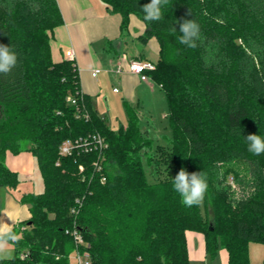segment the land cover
Returning a JSON list of instances; mask_svg holds the SVG:
<instances>
[{
    "label": "trees",
    "instance_id": "1",
    "mask_svg": "<svg viewBox=\"0 0 264 264\" xmlns=\"http://www.w3.org/2000/svg\"><path fill=\"white\" fill-rule=\"evenodd\" d=\"M101 1L122 17V33L133 15L146 26L140 42L157 40L159 58L146 74L166 97L172 136L168 146H156L127 102L126 126L115 130L97 114L76 62L52 58L54 31L64 24L57 0H0V45L17 57L10 72L0 73V188L20 184L6 165L8 153H32L44 184L41 194L23 197L31 218L13 229L21 238L9 242L14 255L0 264H73V230L88 244L92 264H190L188 231L204 233L207 256L221 247L227 264H252L248 244L264 243V201H242L233 211L221 196L234 165L264 167V153L253 154L246 141L257 134L252 103L264 102V0H168L160 21L144 19L150 0ZM184 20L200 27L195 48L179 42ZM252 24L259 27L253 33ZM239 39L251 53L236 55ZM68 97L84 104L90 119H78ZM95 133L108 144L105 183L93 166L97 152L59 155L65 140ZM159 151L173 177L150 183L145 168L159 170ZM219 162L227 165L222 175ZM181 168L206 176L205 216L173 190Z\"/></svg>",
    "mask_w": 264,
    "mask_h": 264
},
{
    "label": "crops",
    "instance_id": "2",
    "mask_svg": "<svg viewBox=\"0 0 264 264\" xmlns=\"http://www.w3.org/2000/svg\"><path fill=\"white\" fill-rule=\"evenodd\" d=\"M57 1L64 24L54 31V39L51 41L52 58L54 62L69 60L66 53H74L82 92L90 99L92 106L103 94L100 76L104 75V80L110 77L114 83L111 94H122L124 102L137 110L140 121L144 118V115L141 116V109L148 108V100L157 101L162 110H167L166 97L150 75L146 81H142L139 76L130 72V65L135 60L156 63L153 58L157 61L159 58L160 47L156 39H151L147 44L139 40L146 31V26L140 19L132 15L128 29L122 33V17L113 14L101 0ZM94 70H100L97 77L92 76ZM105 101L108 104V99ZM164 117H168V111H164ZM147 122L152 124L148 119ZM150 133L152 135V130ZM36 164L37 160L30 152L19 155L8 153L6 156V165L20 179L16 189L3 188V198H0V221L8 223L12 230L31 218V205L23 203V197L44 191V184L42 192L36 191V185L32 187L30 184L35 179ZM191 249L200 258L207 257L205 242L201 238L190 242V251Z\"/></svg>",
    "mask_w": 264,
    "mask_h": 264
},
{
    "label": "rangeland",
    "instance_id": "3",
    "mask_svg": "<svg viewBox=\"0 0 264 264\" xmlns=\"http://www.w3.org/2000/svg\"><path fill=\"white\" fill-rule=\"evenodd\" d=\"M252 25L254 27V30L252 31L253 33L254 31L256 32L259 27L256 24ZM236 43L238 47V49H236L235 51L236 55L237 50L238 54L240 55L242 54L241 52L251 53L250 48L246 43H244L240 39L237 40ZM153 62H157L155 57L153 58ZM103 77L104 75L100 76V80L102 81L103 94L98 98V100L94 101L93 107H95L94 110L97 112V114L102 119H105L107 125L116 130L120 125H127L128 123L124 107V100L122 94H114V96L111 94L114 83L110 77H107L106 80H104ZM105 99H108V104L106 103ZM166 105L167 104L165 103V108L168 107V105L167 107ZM147 107V109H141V116L143 117L144 115V118H142L143 121H140L141 126L142 128L147 127L148 131L152 130V136L155 138V145H160V147L164 148L168 146V137L172 136L169 118L164 117V111H168V108L167 110H162L160 105L157 103V101L155 102V100H148ZM147 119L150 120L152 124H148ZM251 121L252 127L257 135H260L262 138H264V102L256 100L254 101V103H252ZM185 139L186 138H182V143L185 141ZM155 155L156 158L159 159V170L157 169L156 171L155 164L150 168L145 165L146 174L150 183H156L159 180L171 178V176L173 177L172 170L166 171V166L163 165V156H160V151ZM255 165L256 167L246 169L234 165L236 171L228 175L226 180H224L223 182V186L226 189L224 190L223 196H221V198H226L228 200L233 208V211H239V209H237V205L242 201L247 202L251 199H254L257 202L264 201V167L262 165H258L257 163ZM215 167H217L220 175H222L224 174L227 165L225 163L219 162L218 165H215ZM212 169L214 170L215 168L212 167ZM21 179H24V177H21ZM33 181H36V183H33ZM33 181L30 183L32 187L36 185V191L42 192L43 180L41 178L37 164L35 170V179H33ZM4 190L5 189L0 188V198H3ZM204 211L205 209L202 206V212L205 216ZM229 212H231V210ZM50 216L52 218L54 217V215ZM21 231L25 232V228L22 227ZM186 235L189 250L190 242L194 241L195 239L197 240L201 238L202 241L205 242L204 233L188 231ZM14 252L15 250L13 246H11L8 250V257L4 259H11L14 255ZM248 252L252 264H262V262H264V243L253 241L250 242L248 244ZM70 260L73 261L72 259ZM190 264H227V253L220 247L215 258H212L210 255L206 258H200L199 256H197V252L194 250L192 251L191 249Z\"/></svg>",
    "mask_w": 264,
    "mask_h": 264
},
{
    "label": "clouds",
    "instance_id": "4",
    "mask_svg": "<svg viewBox=\"0 0 264 264\" xmlns=\"http://www.w3.org/2000/svg\"><path fill=\"white\" fill-rule=\"evenodd\" d=\"M168 4V0H150V3L143 6L146 21H160L163 18L162 9ZM173 32L176 31L174 27ZM178 37L179 42L188 48H195L196 41L200 37V27L195 20H184L180 24ZM17 57L7 46L0 45V73H8L15 66ZM249 151L255 155L264 153V138L257 134H249L246 137ZM173 190L179 195L182 205L187 208L203 205L208 182L203 172L189 173L184 168L173 178ZM20 235L13 232L6 222L0 221V259L8 257L9 242H17Z\"/></svg>",
    "mask_w": 264,
    "mask_h": 264
},
{
    "label": "built area",
    "instance_id": "5",
    "mask_svg": "<svg viewBox=\"0 0 264 264\" xmlns=\"http://www.w3.org/2000/svg\"><path fill=\"white\" fill-rule=\"evenodd\" d=\"M70 61H75V55L72 51L66 53ZM155 63L150 61H139L135 60L130 65V72L134 75L140 77L142 81L148 79L146 72L154 71ZM100 73V70H94L92 72L93 77H97ZM117 91V89H115ZM67 102L71 105L76 106V116L78 119L85 118L86 120L90 119V115L85 108L84 104H78L77 99L74 97H68ZM108 149V144L105 139L98 133L89 134L87 136H81L76 139L65 140L59 149V155L61 157H72L75 153L80 154H89L92 152H97L99 157L98 160L93 163L95 171L101 174V182H106V177L104 176L103 170V161H104V152ZM57 166L60 165V161L56 163ZM84 166H79L81 172L84 171ZM72 213H76L75 210H72ZM69 233V232H67ZM74 237L75 244L77 249L71 254L70 259H72L73 264H92V259L90 253L84 249L88 248V244L85 242L83 236L77 231L73 230L71 233Z\"/></svg>",
    "mask_w": 264,
    "mask_h": 264
}]
</instances>
